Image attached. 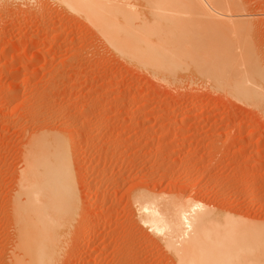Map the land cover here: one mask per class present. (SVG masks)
Here are the masks:
<instances>
[{"label": "rangeland", "instance_id": "obj_1", "mask_svg": "<svg viewBox=\"0 0 264 264\" xmlns=\"http://www.w3.org/2000/svg\"><path fill=\"white\" fill-rule=\"evenodd\" d=\"M46 1L53 5L0 13L5 20L0 21V264H12L11 208L24 146L43 131L75 134L77 149L69 143V155L82 212L90 214L63 237L69 242L59 264H175L130 200L141 188L192 197L234 218L264 223V105L254 104L259 97L239 102L191 66L177 67L176 76L135 68L90 23ZM241 2V25L226 19L225 25H211L215 40L206 23L197 25L196 16L189 22L183 14L184 29L196 42L189 38L193 43L187 39L176 49L198 54L210 42L219 51L233 41L236 55L246 54L245 67L249 56L264 70V0ZM178 24L182 27L181 19ZM245 46L251 54L242 53Z\"/></svg>", "mask_w": 264, "mask_h": 264}, {"label": "bare ground", "instance_id": "obj_2", "mask_svg": "<svg viewBox=\"0 0 264 264\" xmlns=\"http://www.w3.org/2000/svg\"><path fill=\"white\" fill-rule=\"evenodd\" d=\"M43 1L0 0V13H4L3 11L5 10L8 14L6 10L8 8H13V10L20 8V11L21 8H29L31 5H34L35 8L53 5L51 4L52 2ZM53 1L64 5L69 11L76 13L77 15L73 13L75 16L79 15V18L90 23L104 41L118 50L117 53L123 54L122 56L127 58L133 67L144 66V69L148 67L154 73L176 76V71L180 70L177 67L186 68L184 70L187 71L191 66L195 70L193 73L198 74L205 81L213 80L224 93L230 94L231 92L232 95H235L236 100L239 98V102L240 98L246 99L254 95L256 98L259 97L258 101H260L254 104L259 106L261 103L260 107L264 105L261 102L264 101V70L261 69L263 66L262 64L261 67L256 66L249 60V56H246L249 61H245L248 63V67H245L243 59L246 54L236 55L235 48L230 47L233 41L230 44L224 42L225 45L222 43L224 49L222 50L221 47L219 51L216 48L217 44L212 43L213 48L212 44L211 46L209 45L211 42L207 44L209 48L207 47L201 53L198 52V54H196L197 52L195 54L191 53L189 48V51L186 50L187 47L184 50L185 53L183 49L179 50V48L184 47L183 42H186L187 39L188 41L191 40L192 37L190 36L195 35L194 33L190 35L192 33L188 32L189 29H184V18H187L184 16L185 14L189 15L190 20L194 16L198 17L199 19L194 17V22L197 21V25L206 23V26H202H205L206 30L208 28L209 32L212 30L210 28H215L223 23L225 25L224 19L228 20V22L230 21V23L233 21L241 25V21L244 18L242 16L244 6L241 0ZM19 13L23 16L22 12ZM245 13L247 12L245 11ZM181 15L184 17L179 18ZM178 18L182 21V27L178 24ZM221 19H223V22ZM1 20H4L2 16H0ZM193 20L188 21L193 22ZM174 21L177 22L178 26ZM207 24H210L209 27ZM211 25L214 26L212 27ZM200 29L202 30V28ZM214 30L216 31V29ZM209 32L207 35L211 33ZM228 33L231 34V31ZM234 33L236 34L235 31ZM238 33L241 35V32ZM207 35L203 36L209 38L210 35ZM212 36L214 37L213 34ZM242 36L243 34L241 39ZM201 37L198 38L197 36L198 39ZM243 39H245L244 36ZM238 40L237 38L236 41ZM171 42L174 43V45L172 44L173 47L169 44ZM201 42V45L206 47L203 44L204 41ZM198 43L200 45V41ZM180 44L182 46H179ZM189 44L191 45V43ZM177 45L178 49L175 47ZM239 45L242 44L240 43ZM238 49H241V47ZM244 49L245 51L243 52ZM247 49L246 46L242 47V53L251 54V50L249 52ZM176 51L177 53L175 54ZM178 51L180 52L178 53ZM234 55L236 56L234 57ZM239 57L243 60H241L242 65L244 64L243 67L246 68L244 70L242 68L240 70L239 65H242L241 61L240 63L238 62L240 60ZM176 58L179 60H175ZM183 59L187 60L188 63H183L185 62ZM184 70L181 69V71ZM31 136L26 146H24L25 150L22 155L24 166L18 181L20 186L16 189L18 191H16L15 198H13L11 208L14 212L13 217H15L13 219V222H15V224L13 223L15 249L13 247L11 260L12 264H59L63 245L67 240L65 238L64 240L63 237L70 233V227L75 221V223L81 224L86 222L90 216L88 211L82 212V202L76 189L75 171L73 172L74 165L69 155V143L74 145L75 150L76 136L69 132L68 137H65L60 132L54 133L52 131H43L39 135L34 134ZM130 200L139 212L140 221L159 238V244L165 248L163 250H167L175 264H264V223L262 222L245 221L241 217L234 218L231 216L232 214L221 213L216 208L195 201L192 197L185 199L176 195L157 194L145 188L132 192ZM8 261L10 260L8 259Z\"/></svg>", "mask_w": 264, "mask_h": 264}]
</instances>
